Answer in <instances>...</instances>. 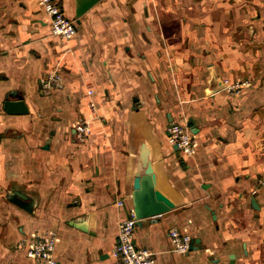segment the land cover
<instances>
[{"label":"crops","instance_id":"crops-1","mask_svg":"<svg viewBox=\"0 0 264 264\" xmlns=\"http://www.w3.org/2000/svg\"><path fill=\"white\" fill-rule=\"evenodd\" d=\"M50 21L38 0H0V264H46L20 245L46 230L57 264H114L143 145L176 204L136 224L156 264H264V0H99L70 38ZM15 94L26 113L4 109ZM177 120L191 154L169 141ZM173 226L199 242L174 251Z\"/></svg>","mask_w":264,"mask_h":264},{"label":"built area","instance_id":"built-area-1","mask_svg":"<svg viewBox=\"0 0 264 264\" xmlns=\"http://www.w3.org/2000/svg\"><path fill=\"white\" fill-rule=\"evenodd\" d=\"M38 4L49 14L50 27L53 33L62 38H70L75 35L77 23L74 17L68 16L59 0H38ZM61 80L59 72H47L40 79L41 86L48 90L57 85ZM226 88L230 91H237L249 84V80H236L235 82H225ZM92 92V90H89ZM91 108H95L94 102H90ZM80 138L90 132L89 125L80 121L76 124ZM168 138L171 143L176 144L184 153L191 154L195 150L196 140L192 132L184 121H173L168 125ZM1 147V140H0ZM258 186H264V178H260ZM117 204L123 207L126 214L120 219L118 224L117 242L115 254L117 260L114 264H156L155 253L146 246H139L135 242L134 231L137 219L134 210L128 206L124 199H119ZM169 236L172 248L176 252H187L192 245L190 233L173 226L169 229ZM56 235L53 231L34 232L24 237L20 245L26 248L30 257L46 262V264H57L54 253L56 249Z\"/></svg>","mask_w":264,"mask_h":264},{"label":"water","instance_id":"water-1","mask_svg":"<svg viewBox=\"0 0 264 264\" xmlns=\"http://www.w3.org/2000/svg\"><path fill=\"white\" fill-rule=\"evenodd\" d=\"M99 0H75L74 18L79 20L93 4ZM12 99L6 98L3 102L4 109L9 113H26L24 98L20 94L13 95ZM191 124V123H190ZM177 147V145L175 144ZM9 198L20 204L24 208L31 210L30 203L26 202V197L19 192H12ZM129 202L135 213L137 223L142 219L154 217L164 213L176 206L175 202L157 187V176L153 164L149 158L148 148L142 146L137 162L136 170L133 174L132 186L129 192ZM192 239L191 248L195 247ZM234 262V254H230V263Z\"/></svg>","mask_w":264,"mask_h":264}]
</instances>
